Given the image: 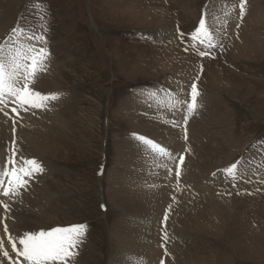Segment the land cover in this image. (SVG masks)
<instances>
[{
	"label": "rangeland",
	"instance_id": "1",
	"mask_svg": "<svg viewBox=\"0 0 264 264\" xmlns=\"http://www.w3.org/2000/svg\"><path fill=\"white\" fill-rule=\"evenodd\" d=\"M149 1L148 7L165 13L167 22L163 29L153 26L152 17L147 16L139 0H0V41L17 24L40 33V25L46 23L48 61L53 69L44 72L31 87L37 90V84L47 85L52 92L63 91L67 96L49 116L52 121L57 114V119L70 125L69 129L63 132L56 125L38 130L40 139L44 138L38 149L28 147L22 140L18 131L22 118L11 114L9 109L13 106L2 111L11 127L8 148L15 137L19 155L31 154L41 163L44 159L50 164V168L42 164L43 172L47 171L46 188L40 180L38 184L56 196H50L39 209L36 226L41 231H51L86 224V238L75 258L77 264H110L116 247L115 225L140 229L134 223L152 224L141 225L153 229L147 235L157 242L153 246L157 254L149 260L152 264H264V176L239 179L233 187L231 180L225 181L219 171L251 154L257 161L264 160V0H246V8L261 9L262 22H251L245 15L241 19L239 12L234 14L230 32L212 34L216 46L203 57L198 55L203 46L192 41L199 19L203 16L206 20L212 1L222 4V9L228 6L239 10V0H163L165 6L160 0ZM180 33L184 34L183 40ZM22 43L31 41L22 38ZM87 63L91 69L85 77L80 75L86 72L81 66ZM192 83L197 84L201 96L216 99L222 111L215 120L206 122L208 114L202 109L189 121L206 126L205 129L224 127L226 142L208 164L217 176L192 187L197 196L212 197L215 208L204 220L196 219L190 230L175 221L169 211L153 204L140 208L132 204L123 212L122 207L111 203L108 191L114 186L110 183L111 174L122 145L131 143L144 148L135 139L142 136L168 146L158 132L147 131L138 119L128 118L124 105L134 97L133 105L139 110L138 105L143 102L140 96L145 91H159L155 103L158 99L161 103L170 101L166 92L176 93V85L183 90L181 98H189ZM131 115L138 118V113ZM145 118L172 128L166 116L164 120ZM175 140L185 146L190 144L181 132H177ZM133 145L126 148L128 152L136 151ZM147 160L151 161V157ZM205 174L208 172L201 176ZM177 191L182 192L178 188ZM182 193L191 194V190ZM3 242L6 241L0 242L4 247L0 248V258L3 264H12L16 254L8 242L7 246ZM5 251L9 253L7 257L3 255ZM138 252L143 253V249ZM141 260L138 257L130 264Z\"/></svg>",
	"mask_w": 264,
	"mask_h": 264
},
{
	"label": "bare ground",
	"instance_id": "2",
	"mask_svg": "<svg viewBox=\"0 0 264 264\" xmlns=\"http://www.w3.org/2000/svg\"><path fill=\"white\" fill-rule=\"evenodd\" d=\"M114 1L120 2V0ZM139 2H142L139 5H141L143 7L142 9H144L145 12L148 13L147 16L152 17L153 26L155 28L160 27V29H163L164 26H166L167 22L165 13H161V11H158L156 8L151 9L150 7H148L147 4L151 3L149 0H139ZM160 2L163 4V6H165L163 0H160ZM238 12L239 10H236V8L230 9V7L228 6L225 9H222V4L216 1H212L208 8L206 16V25L213 35H218L219 33H229L231 24L233 23L235 15L237 16ZM262 16L263 13L259 7L256 6L253 8H248L247 6L245 17H247L248 20L254 23H259L262 22L264 18H262ZM22 38L23 37H21V42ZM47 65V71L53 69V66L49 63V61H47ZM90 65L91 64L87 63L86 65L84 64V66H81L84 69L86 68V72H82L80 75L83 74V76L87 77L86 74H88L91 69ZM192 74H194V72H192ZM195 74L197 76V73ZM43 75H45L44 72L40 73L37 79H40ZM202 76L204 78V75ZM189 77L187 76V79ZM182 78L183 77H181V79ZM172 80L175 81L174 79ZM177 81H179V78H177ZM35 88H37L36 91H39L41 94H59V99L50 101L48 103V107L45 109L21 111L18 115L13 112L11 114L17 115L20 119L22 118V123H20L19 125L17 124L18 131H20L21 133L22 140H25V143L28 145V147H34L38 149L41 143V139H44H40L38 135L39 131L49 130V128L58 125L57 128H60V131L66 132L67 129H69L70 125H67L65 123V120L62 118L57 119V114L56 119L52 121H50L51 117L49 116L50 114H52L54 107H59L60 102L64 98H67L66 94L63 93V91L52 92L51 90H49V86L42 84H37ZM180 89L181 85H176L175 90L177 92L172 93V96L175 97L178 95L180 99L185 101V105H183L182 107H186V103L190 102V97L188 98L186 96L185 98H181L182 93L180 92ZM152 93L153 92L147 94L146 91L141 93L140 98L143 102L142 104L138 105L139 110H136L137 106L133 105L136 103V99L132 97L130 100V104L124 105L123 112L128 116V118H131L133 120L138 119L140 121L139 124L142 125L145 130L154 132V134L158 132L165 144H168V146L164 144L162 146L165 147L169 152L173 153L175 159L174 161H168L166 157H161L162 161H160V156L155 155L156 153L154 154V152L150 150V146L147 145H144V148H142V146L136 147L131 143L126 146L122 145V147H120L117 152V164L115 166V171H113L111 174L113 181L110 183H112V185L114 186L112 187V191H108L109 200L111 201V203H116L117 207H122V209H124L123 212L129 210L132 207V204H135L139 208L143 207V205H148V207H150L149 204H153V206L158 208L162 207L173 215L175 221L191 230L193 227V222L196 219L203 218L202 220H204V217L210 213L209 211L215 208V203H213V201L215 200H213L212 197L203 198L197 196L198 194L193 192L192 187L195 185V183L202 184L209 177L217 176V174L215 176L213 175L214 173H212L211 166H208V164H210L209 161H214V158H216L217 154L226 142V138L224 136L226 134L223 132L224 127H220L217 129L212 126L211 128L205 129L204 127L206 126L193 124V122L189 121V119L187 124L181 130H178L177 128L175 129L172 124L171 130L164 123H150L146 121L145 117L153 120H164L166 116L170 123L173 120L179 119V121H181V124L183 125L182 120L184 112H182L180 108H171L169 106V100H164L161 103V101H159L158 99L155 103V96L160 95V93L159 91L156 92L155 96H153ZM215 100L209 95L207 97L200 95V98H197L199 104L197 112H200L202 109H204L206 114H208L206 122H211L213 119L215 120L217 114L221 113L220 111H222L219 105L215 103ZM9 105L15 107V105L12 103H9ZM149 110H154L155 112ZM9 111H11V108L9 109ZM131 113H138V118L132 116ZM45 117H50V119H41ZM10 128V124L4 118L2 111H0V165L6 163V158L8 156ZM185 129L187 131V138L190 139V144L187 146H185V144L182 145L175 142L177 132H181L184 135ZM208 132L212 133L209 134ZM131 145H133L136 149L135 152H132V150L130 149L129 150L131 152L127 151L126 148L130 147ZM186 149L187 151H185ZM17 155L18 157L21 156L19 154ZM179 155L184 156V161L180 165L181 175L179 178V182H177L175 167L176 164L179 163ZM22 156H24V154H22ZM25 157L38 160L37 157H33V155L31 154H27V156ZM147 157H151V161L147 160ZM124 159L126 160L124 161ZM257 160L258 159H256V157H253L252 154L247 157L244 156L241 159L243 163L240 165V167L244 173L243 178L249 179L256 176H264V160ZM41 164H43L44 166L46 165L48 168H50V164H48L44 159ZM166 167L172 168L171 175H169L166 171ZM205 169L207 171H205ZM206 172H208L207 176L206 174L205 176H201L202 173ZM46 173L47 171L45 170V172L37 175L35 179L31 180L27 191L21 190V195L17 197L15 201L9 200L8 198L0 194V202L7 203L10 209L6 212L3 207H0V242L4 239V241H6L5 243L3 242L4 245L6 244L5 246H7V244L9 243V245L12 247V243H15L17 249H20L22 248V245L19 244V239L22 238L24 232H38L42 230L40 228H37L38 226H36L40 214L39 209L45 206L50 196H56V193H52L50 189H41L39 187V180L40 185H43L45 187L44 180L46 179ZM162 178H167V180L162 181ZM170 179L172 180V182L170 181ZM177 188L182 192H187L190 189L191 194L179 192L177 191ZM133 196L139 199L133 200ZM150 220L153 221L151 218ZM120 221L121 220H119V222ZM122 222L121 224H123ZM134 224H138L140 226V229L137 228V230L135 227L136 231H134V229L120 227L117 224V226L115 225L113 236L115 238L116 247L113 250L110 264H130L138 257L142 258V260L138 264H152L149 260L151 258H154L157 254L156 248H153V246H157V242L155 241V239L153 241L152 236L150 237L147 235L148 232H151L153 230L151 227H148L147 229L141 227V225L151 226L152 224ZM6 227L9 233L5 231ZM155 230H157V228L154 229V231ZM0 248H4L2 244ZM141 249H143V253L138 252ZM19 260L20 264H26V262L23 261L22 257H20ZM77 263L78 262L75 260L74 264ZM0 264H3L1 258Z\"/></svg>",
	"mask_w": 264,
	"mask_h": 264
},
{
	"label": "snow or ice",
	"instance_id": "3",
	"mask_svg": "<svg viewBox=\"0 0 264 264\" xmlns=\"http://www.w3.org/2000/svg\"><path fill=\"white\" fill-rule=\"evenodd\" d=\"M245 11L246 0H239L241 19H243ZM40 26L43 31L36 33L17 24L7 38L0 41V111L12 103L15 107L11 111L18 115L21 111L45 109L50 101L59 99V94L44 95L31 87L38 75L47 71V61L50 57L47 47L48 40L45 36L48 31L47 25L45 23ZM180 35L183 40L184 34L180 33ZM21 37L31 41V43H22ZM192 41H198L203 46L204 50L198 52L201 57L209 55L208 50L216 46L214 36L207 27L203 16L199 19V24L192 33ZM192 46L196 47V44L193 43ZM190 87V102L186 103V107H182L185 105V101L180 99L178 95L174 97L171 93L166 92L170 99L169 106L173 109L180 108L184 112L182 120L184 125L199 107L197 98L200 92L197 84L192 83ZM182 91L181 88L180 92L182 93ZM155 94L152 93L153 96ZM15 124L16 120L13 119V133H15ZM171 124L173 127L179 128L181 121L173 120ZM184 138L187 139L186 129L184 130ZM135 139L142 145L150 146L151 150L158 156L166 157L168 161H174L173 153L165 147L142 136H136ZM18 152L19 148L14 137L8 148L6 163L0 165V194L12 201L21 195V190L27 191L30 181L44 171L38 160L29 159L22 155L18 157ZM178 161L179 163L175 167L177 182H179L181 175L180 165L184 161V156L179 155ZM240 165L241 161L238 160L229 167L219 170L224 174L225 181L231 180L233 187L236 186V181L242 179L244 175ZM166 171L169 175L172 174L171 167H166ZM99 174L102 175V170ZM0 207H3L6 212L10 210L7 203L0 202ZM166 219L167 213H165ZM5 231H7L6 228ZM86 233V224L55 228L51 231L24 232L22 238L19 239L22 248L17 249L16 244L12 243V251L17 257L16 260L12 261V264H20V257L26 264H74L75 258L79 255V247L85 241ZM165 239H167L166 233ZM3 255L7 257L8 253L4 252Z\"/></svg>",
	"mask_w": 264,
	"mask_h": 264
}]
</instances>
